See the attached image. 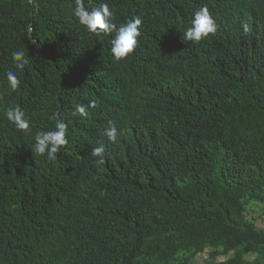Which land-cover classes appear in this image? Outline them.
Listing matches in <instances>:
<instances>
[{"label":"trees","instance_id":"obj_1","mask_svg":"<svg viewBox=\"0 0 264 264\" xmlns=\"http://www.w3.org/2000/svg\"><path fill=\"white\" fill-rule=\"evenodd\" d=\"M104 3L142 21L118 62L75 0H0V264H264V0H84ZM201 7L216 32L185 42ZM57 119L49 160L31 148Z\"/></svg>","mask_w":264,"mask_h":264},{"label":"clouds","instance_id":"obj_2","mask_svg":"<svg viewBox=\"0 0 264 264\" xmlns=\"http://www.w3.org/2000/svg\"><path fill=\"white\" fill-rule=\"evenodd\" d=\"M75 8L73 16L78 20L79 24L84 26L85 30L94 35H112L111 53L115 61H121L129 56L137 45V37L140 35L139 26L142 21L139 17L130 19L125 24L119 26L114 22V14L109 9V6L104 3L98 8L88 10L84 5V0H75ZM245 33L249 31L248 25H242ZM217 24L211 16L207 7H201L193 13L190 26L184 31V41L198 43L201 40L209 37L210 34H215ZM32 31L31 27L28 32ZM12 57L16 63V67L23 69L28 63L25 53L22 50H17L12 53ZM7 81L12 90H16L20 85V80L16 73L9 71L7 73ZM91 107H95L94 102H90ZM77 111L81 115H86L87 110L84 106H79ZM6 118L22 132H30V123L25 118V113L19 108H9L5 112ZM67 125L63 120L57 119L54 130L41 131L35 136V142L32 145V152L36 155H47L49 160H55L57 153L62 146H65L68 141L66 139ZM104 136L110 143H115L118 138V130L114 125L109 126L104 130ZM104 146L101 144L92 149L91 155L98 157L100 163H104Z\"/></svg>","mask_w":264,"mask_h":264},{"label":"rangeland","instance_id":"obj_3","mask_svg":"<svg viewBox=\"0 0 264 264\" xmlns=\"http://www.w3.org/2000/svg\"><path fill=\"white\" fill-rule=\"evenodd\" d=\"M258 224H260V221L258 222ZM207 250H209V249H207ZM244 257H245L246 260H248L250 262H252V261L257 259V255L254 252L253 253L252 252L251 253H247V254L244 255ZM200 263L201 264H210V260L207 258V256H204V257L201 258Z\"/></svg>","mask_w":264,"mask_h":264}]
</instances>
